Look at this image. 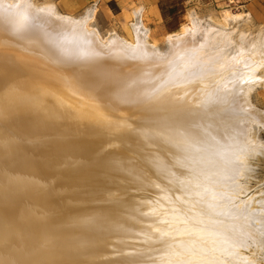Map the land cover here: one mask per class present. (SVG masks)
<instances>
[{
	"label": "bare ground",
	"instance_id": "bare-ground-1",
	"mask_svg": "<svg viewBox=\"0 0 264 264\" xmlns=\"http://www.w3.org/2000/svg\"><path fill=\"white\" fill-rule=\"evenodd\" d=\"M94 12L0 0V264H260L264 30L191 17L160 49L141 7L131 39Z\"/></svg>",
	"mask_w": 264,
	"mask_h": 264
},
{
	"label": "rangeland",
	"instance_id": "rangeland-1",
	"mask_svg": "<svg viewBox=\"0 0 264 264\" xmlns=\"http://www.w3.org/2000/svg\"><path fill=\"white\" fill-rule=\"evenodd\" d=\"M34 1L37 4L53 3L61 13L77 18L95 7L89 25L97 30L103 40L111 34L131 39V24L136 19L134 11L141 7L143 14L137 15V19L145 24L149 39L160 49L166 47L167 36L181 31L189 24L191 17H198L205 22L215 20L224 23L226 13L244 14L247 17L242 21L230 22V28L236 29V36L240 31L256 35L259 30H264V0H155L157 6L154 10L146 0H90L80 6H72L68 0ZM253 101L264 108V85L253 93ZM254 134L264 141V129H257ZM240 181L244 185L243 198H264V152L249 158L248 167ZM258 257L259 263L264 264V257Z\"/></svg>",
	"mask_w": 264,
	"mask_h": 264
},
{
	"label": "crops",
	"instance_id": "crops-1",
	"mask_svg": "<svg viewBox=\"0 0 264 264\" xmlns=\"http://www.w3.org/2000/svg\"><path fill=\"white\" fill-rule=\"evenodd\" d=\"M86 1H90V0H68V2H70V5H72V6H80V5H83ZM146 1L149 2V6L152 7L153 10L156 9V6L157 5H156V1L155 0H146Z\"/></svg>",
	"mask_w": 264,
	"mask_h": 264
}]
</instances>
